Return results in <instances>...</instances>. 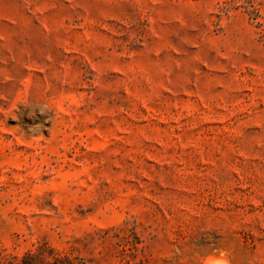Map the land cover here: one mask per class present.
Segmentation results:
<instances>
[{
	"label": "rangeland",
	"instance_id": "rangeland-1",
	"mask_svg": "<svg viewBox=\"0 0 264 264\" xmlns=\"http://www.w3.org/2000/svg\"><path fill=\"white\" fill-rule=\"evenodd\" d=\"M0 264H264V0H0Z\"/></svg>",
	"mask_w": 264,
	"mask_h": 264
},
{
	"label": "clouds",
	"instance_id": "clouds-1",
	"mask_svg": "<svg viewBox=\"0 0 264 264\" xmlns=\"http://www.w3.org/2000/svg\"><path fill=\"white\" fill-rule=\"evenodd\" d=\"M34 110L43 113V112L47 111V106L46 105H43V106L42 105H35Z\"/></svg>",
	"mask_w": 264,
	"mask_h": 264
}]
</instances>
